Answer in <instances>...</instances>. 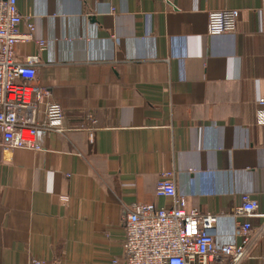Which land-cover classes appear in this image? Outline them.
<instances>
[{
	"label": "crops",
	"instance_id": "0c3cea01",
	"mask_svg": "<svg viewBox=\"0 0 264 264\" xmlns=\"http://www.w3.org/2000/svg\"><path fill=\"white\" fill-rule=\"evenodd\" d=\"M16 7L34 31L15 56L38 57L35 82L62 107L64 130L38 128L34 148L0 147V264L121 259L126 210L170 204L155 194L164 171L187 208L217 215L216 244H238L240 195L264 213V0ZM222 8L238 10L236 30L207 34L208 13ZM250 223L239 264H262L264 216Z\"/></svg>",
	"mask_w": 264,
	"mask_h": 264
},
{
	"label": "built area",
	"instance_id": "2783aa9c",
	"mask_svg": "<svg viewBox=\"0 0 264 264\" xmlns=\"http://www.w3.org/2000/svg\"><path fill=\"white\" fill-rule=\"evenodd\" d=\"M238 10L222 8L207 15L206 33L209 35L234 32ZM25 23L21 31L19 25ZM34 26L22 17L16 0H0V147L3 151L36 146L38 128L63 132V109L48 100V92L35 82L38 57L29 55L23 60L15 56L20 41L33 38ZM38 50L44 41L36 39ZM259 123H264V98L258 100ZM41 111L42 120L37 119ZM95 123V120H92ZM89 129H93L89 127ZM155 194L170 199V204H132L125 212L124 238L121 259L111 264H239L248 256L253 243L250 219L264 216L258 203L248 193L240 195L233 214L242 217L236 225L238 244L215 242L214 226L217 215L187 208L185 198L175 188L172 171L161 173ZM29 264H42L37 259ZM264 264V257L262 258Z\"/></svg>",
	"mask_w": 264,
	"mask_h": 264
}]
</instances>
